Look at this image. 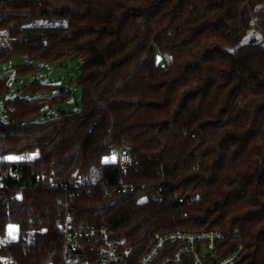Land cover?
I'll return each mask as SVG.
<instances>
[{"label":"trees","instance_id":"1","mask_svg":"<svg viewBox=\"0 0 264 264\" xmlns=\"http://www.w3.org/2000/svg\"><path fill=\"white\" fill-rule=\"evenodd\" d=\"M4 32L2 258L65 264L70 215L109 227L122 264L156 235L209 230L230 247L238 230L239 264H264V0H0ZM66 60L80 62L79 111L60 110L71 90L40 77Z\"/></svg>","mask_w":264,"mask_h":264},{"label":"built area","instance_id":"2","mask_svg":"<svg viewBox=\"0 0 264 264\" xmlns=\"http://www.w3.org/2000/svg\"><path fill=\"white\" fill-rule=\"evenodd\" d=\"M10 34H0V51L9 46ZM12 64V63H9ZM172 64L168 54L163 55V67ZM10 82V80L8 81ZM119 163L127 168L132 162L130 147L125 145L117 153ZM16 173H12L11 179ZM5 181L0 179V189ZM133 189L124 186L123 191ZM64 263L65 264H122L127 252L122 243L111 236L107 226H89L74 222L70 215L66 217L64 227ZM239 231H234V247L225 243L223 231L209 230L201 232H177L166 236L156 235L153 248L141 259L140 264H151L158 256H163L159 264H183L184 257L191 258L194 264H239L244 248L239 242ZM180 242L177 249L168 251V244ZM4 240L0 236V252L4 248ZM80 251L82 253H80ZM0 264H14L0 255Z\"/></svg>","mask_w":264,"mask_h":264},{"label":"rangeland","instance_id":"3","mask_svg":"<svg viewBox=\"0 0 264 264\" xmlns=\"http://www.w3.org/2000/svg\"><path fill=\"white\" fill-rule=\"evenodd\" d=\"M259 37V35H257ZM26 59H19L15 61L16 64H20L25 62ZM14 67L12 64H4L2 68H0V79L5 75L10 74L14 79ZM80 76V62L73 60H66L59 64L48 66L40 75L41 80L45 82H51L54 84L62 85L63 88L70 89L72 92L71 99L68 103H65L59 107L60 110H76L79 111L82 109V90L77 84V78ZM31 81V79L18 80L15 84V89L13 92V96H17V89L21 88L23 85ZM0 121L6 122L7 116L4 111V107L0 102ZM15 235L17 238L18 233L14 228H10L7 233V240H11L12 235Z\"/></svg>","mask_w":264,"mask_h":264},{"label":"snow or ice","instance_id":"4","mask_svg":"<svg viewBox=\"0 0 264 264\" xmlns=\"http://www.w3.org/2000/svg\"><path fill=\"white\" fill-rule=\"evenodd\" d=\"M10 159H11V158H10ZM10 235H12V234L10 233ZM12 238L15 239V238H16L15 235H12Z\"/></svg>","mask_w":264,"mask_h":264},{"label":"water","instance_id":"5","mask_svg":"<svg viewBox=\"0 0 264 264\" xmlns=\"http://www.w3.org/2000/svg\"><path fill=\"white\" fill-rule=\"evenodd\" d=\"M80 253H82V252L80 251Z\"/></svg>","mask_w":264,"mask_h":264}]
</instances>
